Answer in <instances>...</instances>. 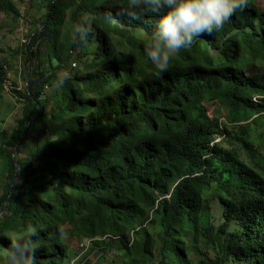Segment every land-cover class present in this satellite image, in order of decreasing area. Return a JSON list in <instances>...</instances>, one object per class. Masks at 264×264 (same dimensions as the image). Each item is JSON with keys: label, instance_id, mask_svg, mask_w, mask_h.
<instances>
[{"label": "trees", "instance_id": "1", "mask_svg": "<svg viewBox=\"0 0 264 264\" xmlns=\"http://www.w3.org/2000/svg\"><path fill=\"white\" fill-rule=\"evenodd\" d=\"M109 2L45 0L32 26L26 86L10 88L25 107L10 138L0 233L38 226L37 264H65L74 237L117 240L122 259L108 264H264V154L250 132L251 122L264 127V9L249 3L155 79L142 42L156 17L110 21ZM84 15L96 32L74 45ZM209 104L227 114L211 117ZM39 127L43 139L31 133Z\"/></svg>", "mask_w": 264, "mask_h": 264}, {"label": "clouds", "instance_id": "2", "mask_svg": "<svg viewBox=\"0 0 264 264\" xmlns=\"http://www.w3.org/2000/svg\"><path fill=\"white\" fill-rule=\"evenodd\" d=\"M248 3L249 0H126V3L110 0L105 15L110 21L156 17L147 40L142 43L143 52L154 68L151 75L162 79L180 50L191 48L205 33L212 35L222 31ZM95 32L93 18L81 16L73 25L72 43L80 45L94 37ZM66 79L61 78L57 86H62ZM40 232L38 226L30 225L12 234L0 233V245L7 241L0 264H37Z\"/></svg>", "mask_w": 264, "mask_h": 264}, {"label": "rangeland", "instance_id": "3", "mask_svg": "<svg viewBox=\"0 0 264 264\" xmlns=\"http://www.w3.org/2000/svg\"><path fill=\"white\" fill-rule=\"evenodd\" d=\"M249 3L255 4L258 8L264 9V0H249ZM248 3V4H249ZM47 10L45 0H0V60L5 63L8 67V75L11 85L19 86L24 90L26 86V78L23 71L24 61V48L25 43L31 33L32 26H37V21L43 13ZM136 36H142L144 33L139 29L131 30ZM127 48L132 47L133 43H130L129 38H123L122 40ZM78 51V49H76ZM49 88L46 89L48 92ZM4 92L12 94L11 90H5ZM22 106L25 104L22 102ZM6 114L13 110V104L7 102L3 106ZM208 112L211 117L217 116L218 118L223 117L227 114V110L219 104H209ZM8 123V122H7ZM228 127H234L233 124H227ZM253 129L250 131L253 137H258L259 140L255 143V147L259 153L264 154V127L257 125L255 122H251ZM31 133L38 136L39 139L45 137L46 132L42 127L38 129L33 128ZM2 136V135H0ZM4 138V136H3ZM11 138V137H10ZM220 142L225 146H234L229 137L218 138ZM8 149V161L9 154L11 151L15 152V147L10 145V141L7 142ZM23 144L24 149L27 148ZM242 154L246 156V151L241 150ZM20 155H23L21 153ZM3 181L0 183V197L3 193L5 173L3 174ZM1 181V180H0ZM148 228L153 232L157 225L152 223L148 225ZM158 230V229H157ZM70 243L69 255L66 257L65 264H108L112 260H121L120 247L117 240H107L106 246H103L101 241H89L87 248L82 247V241L74 237L68 239ZM220 242V239H218ZM158 243V242H157ZM209 257L214 256V250L208 247ZM156 254H159V243L156 245Z\"/></svg>", "mask_w": 264, "mask_h": 264}, {"label": "crops", "instance_id": "4", "mask_svg": "<svg viewBox=\"0 0 264 264\" xmlns=\"http://www.w3.org/2000/svg\"><path fill=\"white\" fill-rule=\"evenodd\" d=\"M10 102L13 104V110L8 114L4 111V105ZM24 116V107L18 103L16 98L7 92L0 93V183L3 181V175L8 169V149L7 142L10 141L14 130L19 126L20 120ZM8 122V123H7ZM4 136V138H3Z\"/></svg>", "mask_w": 264, "mask_h": 264}, {"label": "built area", "instance_id": "5", "mask_svg": "<svg viewBox=\"0 0 264 264\" xmlns=\"http://www.w3.org/2000/svg\"><path fill=\"white\" fill-rule=\"evenodd\" d=\"M72 65L75 66V65H76V62H73ZM5 68L8 70L7 65H5ZM8 73H9V72H8ZM9 81H10V77H9V75H8L7 84H6V90H9L10 88L13 87V85L10 86L11 83L9 84V83H8ZM18 87H19V86H18ZM19 88H20V87H19ZM91 241H92V240H91ZM81 245H82V247L87 248V247L89 246V242H88V243H82Z\"/></svg>", "mask_w": 264, "mask_h": 264}]
</instances>
